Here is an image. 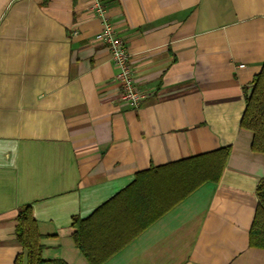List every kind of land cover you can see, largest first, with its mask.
<instances>
[{"label":"crops","instance_id":"crops-1","mask_svg":"<svg viewBox=\"0 0 264 264\" xmlns=\"http://www.w3.org/2000/svg\"><path fill=\"white\" fill-rule=\"evenodd\" d=\"M95 1L0 0V264L23 251L25 204L47 260L90 264L77 217L83 243L112 252L102 264H264L249 243L264 153L241 126L264 62V0H100L146 95L137 108L96 39ZM227 146L220 179L154 219L189 187L187 160Z\"/></svg>","mask_w":264,"mask_h":264},{"label":"trees","instance_id":"trees-1","mask_svg":"<svg viewBox=\"0 0 264 264\" xmlns=\"http://www.w3.org/2000/svg\"><path fill=\"white\" fill-rule=\"evenodd\" d=\"M245 94L246 108L241 119V126L253 132L252 150L264 153V62L261 71L253 78L251 86L246 88ZM230 150V146L222 147L188 159L187 163L194 166V169L190 171L191 181L189 187L181 193V196L176 197L168 202L167 205H164L155 214L154 219H157L202 183L208 181L217 182L227 163ZM184 167L188 168L189 166L185 165ZM159 168H152L139 173L132 185L139 181V176L142 174L155 175ZM194 174L195 177L193 176ZM257 195L258 203L249 232V243L250 246L264 248V180L261 181L257 188ZM153 220H148L144 225L152 223ZM16 222V238L21 244L23 251L16 258L15 264H69L63 259L47 260L42 257V249L44 247L42 244L43 235L38 229V223L30 204H25L18 208ZM84 222L83 219L77 217L73 219V226L75 227L73 238L75 243L84 253L90 264H102L112 255V252L106 254L103 258H99L101 255L89 249L83 243L81 228ZM141 230H143V227L139 229V231Z\"/></svg>","mask_w":264,"mask_h":264},{"label":"built area","instance_id":"built-area-1","mask_svg":"<svg viewBox=\"0 0 264 264\" xmlns=\"http://www.w3.org/2000/svg\"><path fill=\"white\" fill-rule=\"evenodd\" d=\"M93 10L103 20V29L96 35V39L109 45L111 58L118 67L117 79L120 85V100L137 108L142 104L146 95L135 81L127 45L108 21L106 7L100 0L95 1Z\"/></svg>","mask_w":264,"mask_h":264}]
</instances>
